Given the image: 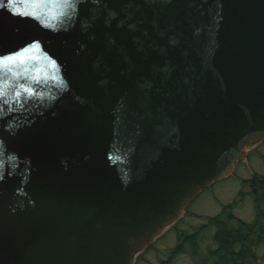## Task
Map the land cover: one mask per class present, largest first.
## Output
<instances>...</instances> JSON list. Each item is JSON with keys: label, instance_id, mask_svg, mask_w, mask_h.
<instances>
[{"label": "water", "instance_id": "1", "mask_svg": "<svg viewBox=\"0 0 264 264\" xmlns=\"http://www.w3.org/2000/svg\"><path fill=\"white\" fill-rule=\"evenodd\" d=\"M264 137V0H0V264H132Z\"/></svg>", "mask_w": 264, "mask_h": 264}, {"label": "trees", "instance_id": "2", "mask_svg": "<svg viewBox=\"0 0 264 264\" xmlns=\"http://www.w3.org/2000/svg\"><path fill=\"white\" fill-rule=\"evenodd\" d=\"M264 137L246 147L242 157L222 177L234 176L237 189L211 213L186 204L168 223L135 253L132 264H264V171L248 165L247 175L234 168L247 164L252 155L264 159L258 145ZM249 201L251 216L238 212ZM150 252L153 258H147Z\"/></svg>", "mask_w": 264, "mask_h": 264}, {"label": "rangeland", "instance_id": "3", "mask_svg": "<svg viewBox=\"0 0 264 264\" xmlns=\"http://www.w3.org/2000/svg\"><path fill=\"white\" fill-rule=\"evenodd\" d=\"M260 153H264V141L257 146ZM258 170L264 171V159L260 156L252 155L247 159V164L242 161L235 168L234 172L238 175H247L249 173L248 165ZM232 175L219 177L209 184L201 187L197 193L188 201V205L196 211L211 213L220 207V202L226 201L237 189V182ZM238 212L246 217L251 216V207L247 200L240 204ZM150 252L147 253V258H153Z\"/></svg>", "mask_w": 264, "mask_h": 264}]
</instances>
